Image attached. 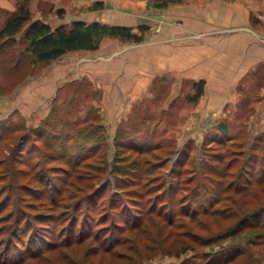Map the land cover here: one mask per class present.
Returning a JSON list of instances; mask_svg holds the SVG:
<instances>
[{
	"label": "rangeland",
	"instance_id": "obj_1",
	"mask_svg": "<svg viewBox=\"0 0 264 264\" xmlns=\"http://www.w3.org/2000/svg\"><path fill=\"white\" fill-rule=\"evenodd\" d=\"M176 1L0 0V23L19 2H24L33 19H41L52 27L69 25L74 20L91 22L96 19L110 25L123 23L119 25L130 26L143 36L141 41L104 37L118 40L124 47L120 53L139 55L142 69L138 70L137 62L132 65L124 60L119 70L102 73V66L95 62L98 57H80L73 51L49 62L32 61L29 54H21L24 27L16 36V42L8 43L6 50L0 51V131L1 124L13 122L16 127L13 136L0 142V174L7 165L14 166V170L27 168L28 175L14 179L20 183L30 177L27 179L30 184L36 170L34 161L39 158L34 145L57 137L58 141L67 140L68 148L65 147L64 153L73 159L81 158L93 149L92 156L87 159L89 164L78 169L73 184L84 190L90 186L106 185L102 191L105 198L118 189L115 183L117 168L131 172L138 167L140 183H144L141 189H145L140 194L143 210L150 205L159 207V201L152 202L150 198L163 190L174 195L173 210H176L186 193L184 181L188 180V186L198 188L199 192H203L204 186L208 190L219 178L210 169L234 158L232 170H250L254 178L247 183L248 189L242 195L245 201L241 200V203L250 206L264 204V175L259 177L264 174V52H256L254 61H249L246 58L249 48L241 50L243 55L238 54V59L241 55L243 60L238 61V73L241 72L238 76L228 75L233 66L228 51L211 55L213 60L221 59L217 65H221V73H226V76H200L191 68L192 65L183 67L180 59L171 61L165 30L182 23L180 20L172 22L168 16L177 5ZM215 1L229 10L222 12L224 21L230 23L235 20L239 27L250 29L254 46L264 51V0ZM97 2H102L99 9L92 7ZM190 2L194 3L193 0ZM199 5L202 6L201 3ZM235 7L236 19L233 17ZM140 25H144V29ZM232 31L234 29L229 25H224L222 37H228ZM101 43L94 50L102 47ZM113 57H118V53ZM16 60L19 61L15 63ZM154 62H159L158 66ZM125 64L127 67L130 65L129 70ZM200 79L205 80L204 91L197 95L193 82ZM220 124H224V131L219 130ZM34 128L38 130L33 135L31 131ZM88 129L100 136V140L89 141L82 136ZM79 131L80 136L77 134ZM23 135L29 140L20 153ZM45 148L44 145L43 150ZM59 149L57 145L54 152ZM15 154L22 156L29 165L16 161L10 163L7 158ZM135 159L140 160L139 164L134 163ZM58 163L62 161H48L46 167ZM55 182L59 184L61 179L57 178ZM32 184L37 185L35 182ZM12 185L15 184L7 175L0 177V198L8 194L16 203L18 189L10 194ZM202 204L203 199L193 207L198 208ZM97 217L98 214L94 215L95 219ZM157 219L155 217V221L132 232L129 229L115 231L114 235L118 238L125 236L127 240V249L122 250L124 258L119 259L120 262L130 259L133 264H180L184 259H195L201 253H213L222 247L244 244L251 239L253 243L249 244L250 250L244 262L264 264V227H245L232 236L215 239L207 246L197 244L175 255L166 251L171 238L163 237L165 227L159 229L163 223ZM249 220L262 222L264 213L259 211ZM96 222L98 225L93 230L100 228L104 234L106 229L103 226L108 222ZM227 227L228 223L222 224L217 220L208 224L210 232L215 234ZM57 252L48 253L50 264H59ZM90 258L91 264L111 263L108 257L100 262L99 254H91ZM238 261L236 264H242Z\"/></svg>",
	"mask_w": 264,
	"mask_h": 264
},
{
	"label": "trees",
	"instance_id": "obj_2",
	"mask_svg": "<svg viewBox=\"0 0 264 264\" xmlns=\"http://www.w3.org/2000/svg\"><path fill=\"white\" fill-rule=\"evenodd\" d=\"M92 7L99 9L102 2H97ZM139 27L144 29V25ZM23 28L24 45L21 54H29L34 62H49L69 51L97 49L106 36L118 37L125 41H141L143 38L130 26L110 25L97 20H74L69 25L52 27L41 19H33L29 7L24 2H19L0 25V51L4 52L8 43H15L16 36ZM204 83V79L193 82L197 95L203 93ZM1 125L0 142L13 136L16 128L13 122ZM222 127L224 124L219 125L220 131H224ZM37 130L34 128L31 133L34 135ZM79 133L80 131L77 132ZM82 136L89 141L100 140V136L93 134L91 129L86 130ZM56 138H47V141L34 145L39 158L34 161L36 170L32 174L30 184V177L20 183L14 179L28 175L27 168L14 170V166L7 165L0 174V177L7 175L15 184L9 187L10 194L14 189H18L15 194L16 203L12 202L8 194L0 198V264H50L51 259L47 255L54 251H58V260L62 261L59 264H91V254H99L100 262L108 257L110 264H133L130 259L124 263L119 261L124 258L122 250L127 249V240L125 236L118 238L114 233L123 229H129L131 232L138 230L155 221V217L158 218L157 222L163 223L159 225V229L165 227L166 233L163 237L171 238L166 251L175 255H180L197 244L207 246L215 239L232 236L245 227H264V220H249L251 215L259 211L264 213V204L250 206L241 203V200L245 201L242 195L248 189L247 183L254 178L250 170L234 172V158H228L222 165L210 169V172L219 178L208 190L204 186L203 192H199L198 188L196 190L195 187L188 186V180L184 181L183 189L186 193L182 195L184 199L178 209L173 210L174 195L163 190L150 198L152 202L159 201V207L150 205L143 210L140 194L145 189H141L144 183H140L138 167L131 172L116 169L115 183L118 189L110 193L109 198L102 195L106 185L90 186L87 190L76 188L73 184L74 177L78 176L80 167L89 164L87 159L94 151L88 150L81 158L73 159L69 157L70 154L64 153L65 147L68 148L67 140L58 141ZM28 140L24 135L21 137L20 153H23L22 147ZM57 145L60 149L54 152ZM7 159L12 164L16 161L29 165L22 156L16 154ZM52 160H61L62 163L47 168L48 161ZM133 161L139 164L140 160ZM129 174H132L131 177ZM263 175L260 174L259 177ZM57 178L61 179L59 184L55 182ZM33 182L37 185L33 186ZM23 193L27 198L23 197ZM202 199V206L193 207L198 201L202 202ZM97 214L95 219L94 215ZM216 220L222 224L228 223V227L215 234L210 232L208 224ZM96 221L108 222L103 226L106 229L104 234L100 228L93 230L95 225H98ZM262 233L264 238V231ZM251 241L250 239L244 244L222 247L213 253H201L197 258L184 259L180 264H236L238 259L242 264H246L244 261L247 260L250 250L249 244L253 243Z\"/></svg>",
	"mask_w": 264,
	"mask_h": 264
},
{
	"label": "crops",
	"instance_id": "obj_3",
	"mask_svg": "<svg viewBox=\"0 0 264 264\" xmlns=\"http://www.w3.org/2000/svg\"><path fill=\"white\" fill-rule=\"evenodd\" d=\"M193 2L194 3L190 2V0H177V5L168 15L171 17L172 22L175 20L182 21L179 26L174 24L165 30V39L168 51L171 53V61L173 59H180L183 67L192 65L191 68L200 76L213 75L215 77H220L221 74L226 76V73H221V65H217L220 63L219 61L221 59L218 58L213 60L211 55L218 52L220 53L222 50L228 51L230 53V59L233 61V66L231 65L232 67H230L231 72L229 71L228 75L234 74L238 76L241 74V72L238 73V61L240 59L243 60L240 58L242 57L241 55H243L241 50H244L245 47L249 48V55L246 56L249 61H254L256 52H264L260 47L254 46L253 33H251L250 29L247 27H239L235 20L230 23L224 21L225 17L222 16V12L226 10V7L222 8L220 2L215 0H193ZM200 3L202 6L199 5ZM226 11L229 10L227 9ZM233 11V17L236 19L237 7H235ZM1 24L2 23H0V25ZM224 25H229L230 29H234V31L229 33L228 37L225 38L222 37ZM239 28L242 29L238 30ZM101 44L102 47L98 50L79 49L73 52L77 53V56L89 59L98 57L95 62H98L99 66H102V73H109L110 71V73H113L119 70L124 60L125 62L127 60L130 61L132 65L137 62L139 64L137 65L138 70L142 69L141 57L139 55L135 56L129 52L127 54L120 53L124 50V47L118 40L104 38ZM116 53H118V57H113ZM238 54H241L239 59ZM158 63L159 62H154L156 66H158ZM91 64L89 63V65ZM129 66H126V68L128 69ZM243 67L244 65H242V68ZM111 68L113 70H111Z\"/></svg>",
	"mask_w": 264,
	"mask_h": 264
}]
</instances>
